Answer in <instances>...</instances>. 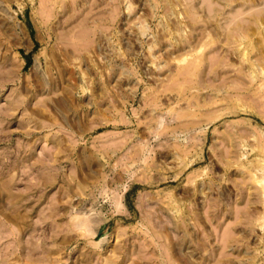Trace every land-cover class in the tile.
Wrapping results in <instances>:
<instances>
[{"label":"rangeland","instance_id":"1","mask_svg":"<svg viewBox=\"0 0 264 264\" xmlns=\"http://www.w3.org/2000/svg\"><path fill=\"white\" fill-rule=\"evenodd\" d=\"M263 179L264 0H0V264H264Z\"/></svg>","mask_w":264,"mask_h":264},{"label":"bare ground","instance_id":"2","mask_svg":"<svg viewBox=\"0 0 264 264\" xmlns=\"http://www.w3.org/2000/svg\"><path fill=\"white\" fill-rule=\"evenodd\" d=\"M263 184H264V179H263ZM264 188V187H263ZM231 234V233H230Z\"/></svg>","mask_w":264,"mask_h":264}]
</instances>
